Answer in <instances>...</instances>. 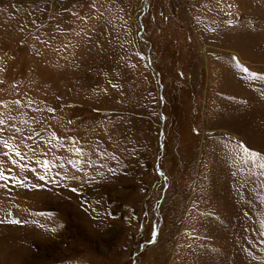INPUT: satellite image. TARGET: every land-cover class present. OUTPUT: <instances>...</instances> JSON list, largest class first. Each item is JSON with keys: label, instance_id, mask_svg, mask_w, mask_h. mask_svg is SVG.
Instances as JSON below:
<instances>
[{"label": "rangeland", "instance_id": "rangeland-1", "mask_svg": "<svg viewBox=\"0 0 264 264\" xmlns=\"http://www.w3.org/2000/svg\"><path fill=\"white\" fill-rule=\"evenodd\" d=\"M0 175V264H264V0H0Z\"/></svg>", "mask_w": 264, "mask_h": 264}, {"label": "snow or ice", "instance_id": "snow-or-ice-1", "mask_svg": "<svg viewBox=\"0 0 264 264\" xmlns=\"http://www.w3.org/2000/svg\"><path fill=\"white\" fill-rule=\"evenodd\" d=\"M7 146V145H6ZM17 155H19V153H17ZM5 177H3L2 175H0V179H4ZM41 179H43V177H41ZM13 223H19V221H12Z\"/></svg>", "mask_w": 264, "mask_h": 264}, {"label": "water", "instance_id": "water-1", "mask_svg": "<svg viewBox=\"0 0 264 264\" xmlns=\"http://www.w3.org/2000/svg\"><path fill=\"white\" fill-rule=\"evenodd\" d=\"M164 118H165V117L163 116V120H164ZM163 122H164V121H163ZM162 129H163V125H162ZM162 134H163V132H162ZM161 137H162V136H161ZM161 142H162V140H161Z\"/></svg>", "mask_w": 264, "mask_h": 264}]
</instances>
